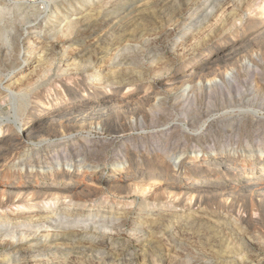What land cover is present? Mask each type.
Masks as SVG:
<instances>
[{
  "label": "rangeland",
  "instance_id": "1",
  "mask_svg": "<svg viewBox=\"0 0 264 264\" xmlns=\"http://www.w3.org/2000/svg\"><path fill=\"white\" fill-rule=\"evenodd\" d=\"M5 1L8 3L0 5V14H2L0 22L3 21L4 24L6 22L13 24L15 22L14 18L21 17L23 19L25 13L28 14L25 15V18L27 19L29 16L28 19L32 21V24H38L40 17H45V19L38 25L35 32H32V30L24 32L22 42L15 50H11L9 61L3 67V76H5L2 80L3 84L10 83L17 79L19 75L24 76L34 70L35 64H28L24 70L12 69L11 66L15 65V62L18 60L23 62L25 56H27L22 55V52H18L20 46L33 35H37V39L46 38V43L50 42L51 39L47 35L50 36L52 30H50L51 26H49L46 16L52 17L61 12L67 20L75 18L77 15H74V13L77 8L75 11L71 8L77 4L78 0H72L73 2L70 0H47L50 1L51 7L56 8L55 13L50 7L47 8L43 4V2H47L46 0ZM263 4L260 0H190V2L189 0H159V2L158 0H116L113 4L102 7L100 12H95L94 15L93 13L90 14V17H88L89 12L86 15L87 17L81 16L77 23V29L80 32L77 31V33L65 38L64 44V46H68L70 53L79 55L74 56L73 61L75 63L73 61L68 63L72 67L76 64V68L69 65L70 70L67 72L68 74H65L66 76L61 71L57 72L58 67L61 66L58 61L61 56L59 49H62V45L59 46L60 41H58L57 46L59 48L57 47L55 57L45 54L40 60L44 68L40 65L42 68L38 67L32 75L30 74L31 79L25 80L26 85L21 87L22 91L29 86V88H32V93H30L31 104L25 107V111L14 109L17 101L13 94L8 95V101L5 103L0 100V131L2 132L6 129H17L19 123H27L34 118H40L41 114H38L40 106L35 99V95L38 93L43 95L47 91L53 94V90L57 92L56 96L49 97L52 104L45 110L50 111L47 118L42 119L39 125H35L36 127L31 129L32 132L30 131L27 138L15 143L16 145L10 143L6 146L3 145L4 150L0 157L2 158V155L5 156L6 154L8 158L6 160L4 158L0 159V237L6 239L9 233L24 227L20 225L21 223L18 224L17 219H8L9 215L12 214V206L19 204V202H25L27 205L36 202H47L49 205V200L52 198L44 190V187L51 183L50 174H53L56 169H60L61 166V164L57 166L55 162L50 163L49 159L54 155L56 148L64 147L65 144L70 143L72 145V147L68 146V149L72 150H69L71 153L70 159L74 158L71 162L64 164L66 166L63 167V170L69 171L71 175L57 177V174H55L52 177V180L55 179L52 181L54 183H70L69 187L59 197V202L62 203L56 205L51 203V208L59 211V215H50L46 219H41V222L29 223V221H26L23 224L29 225L32 229L38 227V233L40 231L62 232L63 229H68V227L70 230L73 227L74 230L84 224L81 227L85 226L87 228L82 232L89 237L97 232V230L91 229V226L89 227L91 222H99L104 219L101 229L104 227L105 230H109L110 227L117 228L121 222L124 221V223H121L123 227H120V233L116 234L112 241L108 243L109 251L106 250L108 251L106 256L110 258V261L101 260L97 262L95 257L85 255L84 257L82 254L80 256L82 246L79 245V242H76L75 245V242L72 241L73 238L67 236L64 237L65 241L63 243H72L74 247L79 248V253L76 254L73 250L64 251L61 258L53 259L54 263L236 264L234 260L236 257L234 256L238 254V251L244 252L245 244L243 242L245 236L254 238L264 244V217H259V222L252 225L240 221L238 217L240 212H243L244 214L241 215L244 216V211L247 210L246 212H248V209L252 211V214H255V211L257 213L258 211L259 213L262 212L264 208V178L258 180L260 182L256 184L257 186L253 188V191L245 192L242 188L243 185L239 184L246 177L245 174H227L225 170H221L226 166L232 167V164H238L240 168L256 165L252 169L253 172L248 174L249 177H259L260 174H264L261 171L264 168V14L258 11ZM190 5L194 6L193 14L195 13L197 16L195 15L191 21H194L192 24L183 26L184 19L187 16L186 9ZM212 7H214L215 12L209 13ZM60 8L62 10H59ZM257 11L258 15L255 13ZM132 12H134L133 15ZM9 14L15 15V17L11 18ZM219 14L221 15L218 16ZM34 17H38V21H33ZM119 19L121 21H118ZM101 20H105L103 24H101ZM176 21H178V26L174 25ZM107 22L108 24L112 22L119 27L113 34L114 36L111 37L114 40H119L118 44L105 43L101 41L102 39L95 41L94 31L98 28L101 32L105 31L108 25ZM172 26L173 28H170ZM185 28L190 29V33L185 41L182 40L179 43L175 38L180 37ZM166 29L172 30L167 31ZM37 30L41 31L37 33ZM13 46H15L14 43ZM103 46L108 48L105 49ZM116 53L119 54V57L113 58ZM91 59H95V61L92 62ZM87 60L88 62H86ZM248 63L252 65L249 67L250 69L246 67L249 65ZM252 67H255V69ZM224 74L234 76V84H238L236 88H228L227 93L232 94L229 101L222 93H220L222 96V99L220 98L222 101H220L217 97L220 96L219 92L212 91V94L217 97L213 96L215 98L213 101V98H209L208 92H204V90H194L191 99L186 100L187 94L185 95L184 89L187 85L195 86L207 84L211 81L223 82L224 78L222 76H225ZM98 78L100 79L98 80ZM98 81L103 83L104 89L97 88L96 82ZM116 87H121V90ZM112 88L119 91L116 92L118 95H115L113 97L115 99L112 101L106 100L105 93ZM128 92H132L133 98L127 101L129 104L119 99L120 96ZM235 93L237 94L236 97L240 96L242 98L237 97V99ZM145 95H150L149 99L141 101ZM181 95L184 96L181 97ZM2 96L0 95V97ZM63 97L64 99H62ZM134 101L135 103L137 101V104ZM209 101H211L212 107L215 105L214 110L208 107L210 105ZM209 109L212 110L209 111ZM139 117L141 118L139 119ZM143 117L146 119H142ZM251 117L254 118L251 120ZM190 118L194 122L190 120L193 123L189 124L188 127L186 121L188 122ZM135 119H139L141 122H138V120L137 123ZM214 121H216L215 125L218 132L214 130ZM237 123L241 124L238 125ZM228 126L231 128L228 129ZM236 128L237 130H235ZM199 135H202V137ZM85 140H92L96 145H101V163L104 160H108L109 163L101 165L99 162L97 169L88 168L85 164L82 165V159L86 153H83L81 143H84ZM212 142L215 143V150L211 146ZM173 144H180V149L174 150L176 145L173 146ZM125 148L132 150L134 155L137 154L134 156L135 158L132 157L130 161L123 158ZM119 149H122V151H117ZM75 152H79L81 155L74 156ZM117 155H121L119 156L121 158L117 160L118 162L114 160ZM227 159L230 161H227ZM25 170L37 172V174H46L48 178L44 181L40 175L30 178L24 177L23 171ZM100 171L111 173L114 178L121 179L124 183L136 184L141 189H147V191L143 195L134 192L133 187L131 189L129 185L116 187L117 189L114 186L108 187L109 184L103 180H97ZM171 177L177 179L173 181ZM28 179L36 188L30 187L32 185L29 188L24 185ZM152 180L154 184L151 182ZM195 180L206 181L207 183L200 190L202 192L198 197L199 199L191 200L189 193H191L193 181ZM41 181H43L42 184H40ZM170 181L175 183L176 188L170 190L167 187V184L171 183ZM255 181L257 180L251 179V182ZM38 186L41 189H38ZM154 192L156 193L154 194ZM250 194L257 204V206L252 207L253 210L250 209L251 204H249ZM65 203L72 206L70 211L74 213L83 212L85 216L82 214L81 218L83 217L82 219L86 220L78 226L71 225L74 217H69L70 219L66 220L62 219L61 216L65 213V205L62 204ZM185 204L187 205L185 206ZM250 211L248 213H251ZM138 213L147 214L146 219L143 220L144 222H136L135 218ZM257 213L254 217L258 216ZM189 222L194 225H189ZM68 223H70V226L65 227ZM218 225L221 227H218ZM14 226L18 227L15 229ZM98 226L99 224L96 227ZM236 227L239 228L236 229ZM31 231L26 232V234H29L28 237L33 236ZM131 232H136L141 236V245H130V242H136L128 240ZM140 233L145 235L142 236ZM144 241L145 243H143ZM139 242L138 240L137 243ZM192 244L194 245L192 246ZM226 244L227 246H225ZM34 248L29 250L26 258H19L20 260L17 253L2 256L5 255L4 252L6 251L0 248V259L4 260L1 264H51L47 256H39V251H34ZM94 251V254L98 253L97 250ZM221 253H225L232 258H223ZM259 257L262 259L261 264H264V247L259 251ZM246 264L254 263L248 262Z\"/></svg>",
  "mask_w": 264,
  "mask_h": 264
},
{
  "label": "bare ground",
  "instance_id": "2",
  "mask_svg": "<svg viewBox=\"0 0 264 264\" xmlns=\"http://www.w3.org/2000/svg\"><path fill=\"white\" fill-rule=\"evenodd\" d=\"M47 1V0H46ZM71 2H73L72 0H70ZM114 1H116V0H99V1H97V0H78L77 1V4L75 5V6H73L72 8H71V10H73V11H75L76 10V8H77V10L75 11V13H74V15H77V17H75V18H72V19H70V20H67V18L66 17H64V15L61 13V12H58L59 10H62L61 8L57 11L58 12V14L57 15H54V16H52L51 14H52V12H51V16L52 17H50L49 15L48 16H46V20H47V22H48V24H49V26H51V29L50 30H52V34H50V36L49 35H47L51 40H50V42H45L46 41V38H42V39H37V35H33V36H31V37H29V39H27V41H25V43L23 44V45H21L20 47V50L18 51L19 53L20 52H22V55H27V56H25V58H24V60H23V62H20L19 60L17 61V62H15V65H13V66H11L12 67V69L13 70H17V69H19V70H24V68L25 67H27V65L28 64H35V68H34V70H32V71H30L29 73H26L24 76L23 75H19V77L17 78V79H14L12 82H10V83H7V84H3V78H5V76H3V73H4V65H5V63L6 62H8L9 61V57L11 56V50H15L16 49V47L22 42V35H23V33L24 32H26V31H28V30H32V32H35L36 31V29L38 28V25H40L41 23H42V21H44V19H45V17H40V19H39V21H38V17H34V19H33V21L34 20H37L38 21V24H32V21L30 20V19H28V17H27V19L25 18V15H28L27 13H25L24 14V18L23 19H21V17L20 18H14V23L12 24V23H7L6 22V24H4V22L3 21H1L0 22V95H3L2 97H0V100H2L3 101V103H5L6 101H8V95H10V94H13L15 97H16V101L17 102H15V103H17V105L16 106H14V109L15 108H17V110L18 111H22V112H24L25 111V107H27L28 106V104H31V101H30V93H32V88H29V87H26L25 89H24V91H22L21 90V87L22 86H24V85H26V83H25V80H30L31 79V75H32V73L38 68V67H41L42 66V63L40 62V60H42V57L45 55V54H47V55H50L51 57H55V55H56V50L59 48V46L60 45H62V49H59V51L61 52V56L59 57V63H61V66L60 67H58L57 69H58V73H59V71H61L64 75L65 74H68L67 72H69V70H70V67H69V65L71 66V64H68L69 63V61L71 62V61H73L74 60V56H79V55H76V53H70L69 51H68V46H64V44H65V38H67V37H69L71 34H73V33H77V31H78V29H77V23H78V20H80V17L81 16H86L87 14H88V12H89V15H88V17H90L91 15L90 14H92L93 13V15H94V13L96 12H100V9H102V7H104V6H106V5H111V4H113V2ZM157 1V0H156ZM161 1V0H160ZM185 1V0H184ZM187 1V0H186ZM237 1H239V0H237ZM257 1V0H256ZM7 1H5V0H0V5H3V4H5ZM50 1H47V2H43V4H45L46 5V7L48 8V7H50L51 9H52V11H53V13H55V11H56V8H54V7H51L50 6V3H49ZM86 2V4H84ZM140 2V1H139ZM155 2V1H154ZM158 2H159V0H158ZM163 2V1H162ZM166 2V1H165ZM189 2H190V0H189ZM260 2H263L264 3V0H260ZM8 3V2H7ZM136 3V2H135ZM192 3V2H191ZM223 3V2H222ZM234 3V2H233ZM232 3V4H233ZM240 3V2H239ZM257 3V2H256ZM42 4V3H41ZM133 5H134V3H132ZM145 4V3H144ZM184 4V3H183ZM186 4H187V2H186ZM194 4V3H193ZM228 4V3H227ZM231 4V5H232ZM241 4V3H240ZM258 4H259V1H258ZM261 4V3H260ZM65 5V4H64ZM146 5V4H145ZM147 5H149V4H147ZM185 5V4H184ZM204 5V4H203ZM67 6V5H66ZM163 6V5H162ZM200 6H201V4H200ZM235 6V5H234ZM14 7H16V6H14ZM34 7V6H33ZM45 7V8H46ZM58 7V6H57ZM60 7V6H59ZM62 7V6H61ZM147 7V6H146ZM222 7V6H221ZM224 7H225V5H224ZM232 7H233V5H232ZM197 8H198V6H197ZM258 8V7H257ZM31 9V8H30ZM65 9V8H64ZM185 9V8H184ZM225 9V8H224ZM223 9V10H224ZM50 10V9H49ZM134 10V9H133ZM177 10V9H176ZM187 11H186V14H187V16H186V18L184 19V23H183V26L185 25V26H187V25H189V24H192L193 22H191L192 20H193V18L195 17V13L193 14V11H194V6L193 5H190V6H188V8L186 9ZM196 10V9H195ZM200 10V9H199ZM198 10V11H199ZM223 10H221V11H223ZM258 10V9H257ZM68 11V10H67ZM66 11V12H67ZM102 11V10H101ZM135 11H136V9H135ZM197 11V12H198ZM214 11V7H212L211 8V10H210V12L209 13H212ZM226 11V10H225ZM259 13H263L264 14V4L263 5H261L260 6V8H259ZM258 11L257 12H255L256 14L258 13ZM65 12V13H66ZM180 12H182V11H180ZM205 12H206V9H205ZM215 12V11H214ZM220 12V11H219ZM133 13L134 12H132V15H133ZM179 13V12H178ZM221 13V12H220ZM223 13H224V11H223ZM225 13H227V12H225ZM130 15V14H129ZM215 15V14H214ZM221 14H219L218 16H220ZM258 15V14H257ZM121 16V15H120ZM167 16V15H166ZM197 16V15H196ZM199 16V15H198ZM216 16V15H215ZM264 16V15H263ZM0 17H2V14H0ZM9 17H15V15H11V14H9ZM87 17V16H86ZM176 17H177V15H176ZM199 17H201V16H199ZM205 17V16H204ZM230 17V16H229ZM70 18V17H69ZM262 18V17H261ZM118 19V18H117ZM199 19V18H198ZM204 19V18H203ZM208 19V18H207ZM248 19V18H247ZM254 19V18H253ZM8 20V19H7ZM4 21H5V19H4ZM105 21V20H104ZM104 21H102L101 20V24H103L104 23ZM118 21H121L120 19L118 20ZM117 21V22H118ZM9 22V21H8ZM199 22V21H198ZM98 23V22H97ZM124 23V22H123ZM180 23V22H179ZM204 23V22H203ZM107 24H108V22H107ZM164 24V23H163ZM211 24V23H210ZM105 25V24H104ZM120 25V24H119ZM169 25V24H168ZM174 25H179L178 24V21H176L175 22V24ZM46 26V25H45ZM48 26V25H47ZM207 26V25H206ZM209 26V25H208ZM97 27V26H96ZM88 28V27H87ZM119 27L116 25V24H114V23H109L108 25H107V27H106V29H105V31H100V28H98L97 30H95L94 31V36H95V41L97 40H101V41H104L105 43H111V44H118L120 41L119 40H114V39H112L111 37H112V35L117 31V29H118ZM162 28V27H161ZM161 28H160V30H161ZM168 28V27H167ZM170 28H173V26L172 27H170ZM192 28V27H191ZM54 29V30H53ZM96 29V28H95ZM89 30V29H88ZM167 31L168 30H172V29H166ZM176 30V29H175ZM41 30H37V33L38 32H40ZM165 31V30H164ZM166 31V32H167ZM50 32V31H49ZM80 31H78V33H79ZM173 32V31H172ZM200 32V31H199ZM198 32V33H199ZM123 33V32H122ZM168 33V32H167ZM171 33V32H170ZM189 33H190V29H188V28H185V31H183L182 32V34H181V36L180 37H178V38H175V40H177L179 43H181L180 41H182V40H184L185 41V39H186V37L189 35ZM119 34V33H118ZM192 34V33H191ZM194 35V34H193ZM114 36V35H113ZM116 36H117V33H116ZM116 38V37H115ZM48 40V39H47ZM173 40V39H172ZM58 41H60V44H59V46H57V43H58ZM94 41V40H93ZM119 41V42H118ZM167 42V41H166ZM176 42V41H175ZM13 43H14V45L15 46H13ZM162 43H164V42H162ZM177 43V42H176ZM58 47V48H57ZM103 48H105V49H107L108 47L107 46H103ZM176 48V47H175ZM121 49V48H120ZM180 49V48H179ZM177 50V49H176ZM175 50V51H176ZM121 51V50H120ZM219 51V50H218ZM210 52V51H209ZM119 53V52H118ZM75 54V55H74ZM174 54V53H173ZM121 55V54H120ZM175 55H177V54H175ZM24 57V56H23ZM118 58L119 57V54H114L113 55V58ZM76 58V57H75ZM211 58H213V57H211ZM210 58V59H211ZM205 59V58H204ZM214 59V58H213ZM92 60V59H91ZM93 61H95V59H93L92 60V62ZM74 62V61H73ZM72 62V63H73ZM85 62V61H84ZM83 62V63H84ZM86 62H88V60L86 61ZM12 63V62H11ZM75 63V62H74ZM90 63V62H89ZM92 64V63H91ZM135 64V63H134ZM209 64V63H208ZM249 64V63H248ZM7 65V64H6ZM41 65V66H40ZM146 65V64H145ZM197 65V64H196ZM8 67H10L9 65H7ZM6 66V67H7ZM75 66H77L76 64H75ZM74 65H73V67H75ZM87 66V65H86ZM200 66V65H199ZM252 65L251 64H249L248 66H246V67H251ZM43 67V66H42ZM41 67V68H42ZM72 67V66H71ZM72 67V68H73ZM40 68V69H41ZM44 68V67H43ZM76 68V67H75ZM74 68V69H75ZM99 68V67H98ZM130 68V67H129ZM140 68V67H139ZM200 68H201V66H200ZM199 67H198V69H200ZM247 68V69H248ZM252 68H254L255 69V67H252ZM251 68V69H252ZM250 69V68H249ZM43 70V69H42ZM88 70V69H87ZM192 70V69H191ZM194 70V69H193ZM196 70V69H195ZM194 70V71H195ZM60 72V73H61ZM254 72H255V70H254ZM253 72V73H254ZM257 72V71H256ZM195 73V72H194ZM31 74V75H30ZM190 74H191V72H190ZM62 75V74H61ZM98 75V74H97ZM102 75V74H101ZM198 75V74H197ZM225 75V74H224ZM66 76V75H65ZM99 76V75H98ZM63 77V76H62ZM68 77V76H67ZM223 78H224V81L223 82H216V81H211V82H207V84H198V85H195V86H186V88L184 89V93H185V95H186V97H187V101L189 100V99H191V97H192V94L194 93V90L196 91H198V90H204V92H208V96H209V98H213V96H215L214 94H212V91H214V92H219V94L220 93H222V95L225 97L226 96V98L228 99V101H229V99H231L230 97H231V95H229L228 93H227V91H228V88L230 89L231 87H235L236 88V86L238 85H235L234 84V80H233V78H235L234 76H232V75H230V74H226L225 76H222ZM254 77H255V75H254ZM101 78V77H100ZM100 78H98V80L100 79ZM126 78V77H125ZM221 78V77H220ZM222 78V79H223ZM249 78H251V77H249ZM65 79V78H64ZM103 79V78H102ZM214 79H216V78H214ZM96 80V79H95ZM107 80H108V78H107ZM122 80V79H121ZM133 80H135V79H133ZM123 81V80H122ZM124 81H126V80H124ZM137 81V80H136ZM170 81V80H169ZM173 82V81H172ZM124 83V82H123ZM102 82H100V81H98V82H96V85H97V88H103L104 86H102ZM117 84V83H116ZM131 84H132V82H131ZM133 84H135L134 82H133ZM195 84V83H194ZM197 84V83H196ZM258 84V83H257ZM94 85V84H93ZM114 85V84H113ZM126 85V84H125ZM64 86H66V85H64ZM78 86V85H77ZM107 86V85H106ZM128 86H130V85H128ZM252 86V85H251ZM260 86V85H259ZM63 87V86H62ZM113 87H115V86H113ZM126 87H127V85H126ZM238 87V86H237ZM253 87V86H252ZM108 88V87H107ZM117 88V87H116ZM133 88H134V86H133ZM136 88V87H135ZM162 88V87H161ZM104 89V88H103ZM117 89H120L121 90V87L120 88H117ZM257 89V88H256ZM124 90H127V89H124ZM60 91V90H59ZM66 91H67V89H66ZM70 91V90H69ZM131 91V90H130ZM231 91H233V90H231ZM241 91V90H240ZM61 92V91H60ZM65 92V91H64ZM104 92V91H103ZM116 92H119V91H116L114 88H112V89H109V91L108 92H106L105 93V98H106V100H114L115 98H113V97H115V95H118V94H116ZM124 92H126V91H124ZM183 92V91H182ZM190 92V94H188ZM213 92V93H214ZM230 92V91H229ZM234 92H235V89H234ZM234 92H233V95H234ZM239 92V91H238ZM248 92V91H247ZM61 93H63V91L61 92ZM202 93V92H201ZM237 93V92H236ZM235 93V97H236V94ZM239 93H242V92H239ZM238 93V94H239ZM60 94V93H59ZM69 94V93H68ZM196 94H197V92H196ZM244 94V93H243ZM242 94V95H243ZM18 95V96H17ZM57 95V92H55L54 90H53V94H50V92L49 91H47V92H44L43 93V95H41V94H36L35 95V99H36V101L39 103V109H38V114H41L39 117L40 118H38L37 116V118H34L32 121H30V122H27V123H19V125L17 126V129H6V131H0V154L2 153V151L4 150V148H3V145H5L6 146V144H15V143H18L19 141H21L22 139H24V138H27L28 137V134L30 133V131H31V129L32 128H34V127H36L37 125H39V123L41 122V120L42 119H44V118H47V115H48V113H50V111H45V110H47L46 108H48V106H50L51 104H52V101H51V99H49V97H53V96H56ZM175 95V94H174ZM206 95V96H207ZM216 95H218L217 93H216ZM241 95V94H240ZM241 95V96H242ZM134 96H136V95H134ZM182 96H184V95H181V97ZM220 96H221V94H220ZM219 95L217 96V97H219V100H220V98L222 99V96L220 97ZM149 97H150V95H145L143 98H142V100L141 101H146V100H148L149 99ZM216 96H215V98H217ZM238 97V96H237ZM236 97V98H237ZM119 98V97H118ZM117 98V99H118ZM132 98V92H128V93H126L125 95H123V96H120V100L121 101H124V102H127V101H129L130 99ZM137 98V97H136ZM167 98V97H166ZM165 98V99H166ZM178 98V97H177ZM180 98V97H179ZM184 98V97H183ZM215 98H213L212 100L214 101L215 100ZM232 98H234L233 96H232ZM235 98V99H236ZM238 98H242V97H238ZM237 98V99H238ZM7 99V100H6ZM62 99H64V97L62 98ZM119 99H118V102H119ZM133 99V98H132ZM138 99V98H137ZM164 99V100H165ZM169 99V98H168ZM207 99H208V97H207ZM206 99V100H207ZM225 99V98H224ZM100 100V99H99ZM136 100V99H135ZM139 100V99H138ZM151 100V99H150ZM174 100V99H173ZM176 100V99H175ZM209 100V99H208ZM211 100V101H212ZM217 100V99H216ZM103 101H104V99H103ZM116 101V100H115ZM115 101H113V102H115ZM133 101V100H132ZM169 101V100H168ZM178 101V100H177ZM184 101H185V99H184ZM186 101V102H187ZM211 101H209L210 102V105H208L207 103V105H208V107L209 108H213L215 105H213V107L211 106ZM220 101H222V100H220ZM226 101V100H225ZM237 102H238V100H236ZM57 102V101H56ZM66 102V101H65ZM100 102V101H99ZM123 102V103H124ZM138 102H140V101H138ZM173 102V101H172ZM192 102H193V100H192ZM208 102V101H207ZM231 103H232V100L230 101ZM98 103V102H97ZM104 103H107V102H104ZM122 103V102H121ZM128 103V102H127ZM134 103H135V101H134ZM162 103V102H161ZM175 103V102H174ZM203 103V102H202ZM213 103V102H212ZM217 103V102H216ZM218 103H220L219 101H218ZM217 103V104H218ZM33 104V103H32ZM91 104H92V102H91ZM129 104V103H128ZM135 104H137V101H136V103ZM145 104V103H144ZM173 104V103H172ZM179 105H180V103H178ZM185 104V103H184ZM120 105V104H119ZM118 105V106H119ZM125 105V104H124ZM132 105H134L133 103H132ZM177 105V104H176ZM197 105V104H196ZM223 105V104H222ZM55 106V105H54ZM87 106V105H86ZM138 106V105H137ZM165 106V105H164ZM191 106V105H190ZM204 106H206V105H204ZM211 106V107H210ZM71 107V106H70ZM132 107V106H131ZM155 107H157V106H155ZM219 107V106H218ZM222 107V106H221ZM61 108V107H60ZM139 108H141V107H139ZM192 108V107H191ZM159 109V108H158ZM193 109V108H192ZM203 109V108H202ZM219 109V108H218ZM262 109V108H261ZM137 110V109H136ZM189 110V109H188ZM210 110H212V109H209V111ZM213 110H214V108H213ZM52 111H53V109H52ZM135 111V110H134ZM139 111V110H138ZM191 111V110H190ZM56 112V111H55ZM205 112V111H204ZM52 113V112H51ZM141 113H142V111H141ZM144 113H146V112H144ZM191 113H193L192 111H191ZM37 114V113H36ZM156 114V113H155ZM51 115V114H50ZM135 115V114H134ZM137 115V114H136ZM159 115V114H158ZM194 115V114H193ZM74 116V115H73ZM143 116V115H142ZM154 116V115H153ZM255 116V115H254ZM189 117V116H188ZM107 118H108V116H107ZM123 118V117H122ZM141 117H139V119H140ZM145 117H143L142 119H144ZM200 118V117H199ZM232 118V117H231ZM245 118V117H244ZM252 118H254V117H251V120H252ZM114 119V118H113ZM121 119V118H120ZM138 119V120H139ZM146 119V118H145ZM159 119V118H158ZM184 119V118H183ZM194 120H195V118H193ZM215 119V118H214ZM220 119V118H219ZM239 119H240V117H239ZM257 119V118H256ZM106 120V119H105ZM111 120V119H110ZM131 120H132V118H131ZM136 120V119H135ZM138 120H136V122L138 121ZM185 120V119H184ZM189 121L187 122L186 121V124H187V126L190 124H192L194 121L190 118V119H188ZM190 120H192L193 122H190ZM199 120V119H198ZM206 120H207V118H206ZM212 120V119H211ZM217 120V119H216ZM228 120V119H227ZM234 120H236V119H234ZM119 121V120H118ZM143 121V120H142ZM238 121V120H237ZM236 121V122H237ZM257 121V120H256ZM106 122H108V121H106ZM110 122V121H109ZM134 122V121H133ZM138 122H141L140 120L138 121ZM137 122V123H138ZM198 122V121H197ZM231 122V121H230ZM240 122V121H239ZM244 122V121H243ZM181 123V122H180ZM185 123V122H184ZM215 123H216V121H214L213 122V124L215 125ZM233 123V122H232ZM231 123V124H232ZM84 124V123H83ZM107 124V123H106ZM142 124H143V122H142ZM238 124V123H237ZM241 124V123H240ZM240 124H238V125H240ZM252 124V123H251ZM250 124V125H251ZM36 125V126H35ZM48 125V124H47ZM141 125V124H140ZM194 125V124H193ZM212 125V124H211ZM234 125V124H233ZM102 126V125H101ZM104 126V125H103ZM108 126V125H107ZM125 126V125H124ZM173 126L174 127H176V125H174L173 124ZM218 126V125H217ZM105 127H106V125H105ZM109 127V126H108ZM121 127V126H120ZM189 127V126H188ZM192 127V126H191ZM233 127V126H232ZM116 128V127H115ZM118 128V127H117ZM140 128V127H139ZM173 128V127H172ZM223 128H225V127H223ZM231 128V127H230ZM229 128V126H228V129H230ZM239 128V127H238ZM106 129V128H105ZM109 129V128H108ZM126 129V128H125ZM199 129V128H198ZM222 129V128H221ZM120 130H121V128H120ZM167 130V129H166ZM190 130V129H189ZM214 130L215 131H217L218 132V129H217V127H216V125H215V127H214ZM235 130H237V128L235 129ZM168 131V130H167ZM166 131V132H167ZM227 131V130H226ZM225 131V132H226ZM229 131V130H228ZM32 132V131H31ZM187 132H189V131H187ZM208 132V131H207ZM190 133V132H189ZM212 133V132H211ZM228 133V132H227ZM170 134V133H169ZM226 134V133H225ZM233 134V133H232ZM167 135V134H166ZM204 135V134H203ZM228 135V134H227ZM159 136V135H158ZM169 136V135H168ZM198 136V135H197ZM199 136H201L202 137V135H199ZM165 137V136H164ZM200 137V138H201ZM206 137V136H205ZM130 138V137H129ZM169 138V137H168ZM190 138V137H189ZM193 138V137H192ZM196 138V137H195ZM79 139V138H78ZM208 139V138H207ZM166 140V139H165ZM168 140H170V139H168ZM212 140V139H211ZM231 140V139H230ZM236 140V139H235ZM23 141V140H22ZM84 141V140H83ZM176 141V140H175ZM178 141V140H177ZM188 141V140H187ZM196 141H197V139H196ZM206 141V140H205ZM207 142V141H206ZM221 142V141H220ZM81 143V142H80ZM165 143V142H164ZM178 143V142H177ZM204 143V142H203ZM230 143V142H229ZM185 144V143H184ZM198 144V143H197ZM210 144V143H209ZM16 145V144H15ZM81 147L83 148V153L85 154V156H84V158L81 160L82 161V165L83 164H85L88 168H93V169H95L96 167H97V165H98V163L100 162V164L102 165H105L107 162H108V160H104L103 161V163H101V160H102V146L100 147V146H98V145H96L95 143H93V141L92 140H85V142L84 143H81ZM174 145H176V144H173V146ZM229 145V144H228ZM227 145V146H228ZM247 145V144H246ZM55 146V145H54ZM68 146H71L72 147V145L70 144V143H68V144H65V146L63 147H61V148H56V150H55V152L53 153L54 155L53 156H51L50 157V163H53V162H55V163H57V166H60V164H61V166H60V169H56L54 172H53V174H50V176H49V179L51 180L50 182H48V183H50V184H47L48 186H46V187H44V190L46 191V192H48L49 194V196L52 198L51 200H49V205H48V203L47 202H36V203H34V204H32V205H27L25 202H19V204H17V205H14V206H12L13 207V209H12V214L11 215H9L10 217L8 218V219H14L15 218V220L16 221H18V224L19 223H21L20 225H22V227H23V229L21 228V229H19V230H14V228L16 229L18 226H14V228H13V230H14V232H12V233H9L7 236H6V239H3L2 237H0V248H3L6 252H4L5 253V255H2V256H8V255H10V253H17L19 256H18V259L20 258H26V256H28L27 254L29 253V250H31L32 248H34V251H39V253H38V255L39 256H41V255H45V256H47V259H49V262H51V264L53 263V264H56V262L54 263V261H53V259H57V258H61L62 256V254H64V251H71V250H73V251H75V253L76 254H78L79 253V248H76V247H74L73 245H72V243L70 244V243H63V241H65V239H64V237H67V236H69V237H72L73 239H72V241L73 242H75V245H76V242H79V245H81L82 246V248H81V250H80V256H81V254L84 256H87V257H95L96 258V260H97V262H99V261H101V260H109L110 258H108L106 255H108V254H106L109 250V245H108V243L109 242H111L112 241V239L114 238V236L116 235V234H119L120 233V231H121V223H124V221L123 222H121L120 223V225H119V227H117V228H115V227H110V229L107 231V230H105V228L103 227V229H101L102 227L101 226H103V223H104V219L103 220H101V221H99V222H97V221H95V222H91V225H89V227L91 226V229H93V230H97V232L96 233H93L92 235H90L89 237H87L86 236V234L85 233H83L82 231L85 229V228H87V227H81V226H83V225H80L81 224V222L82 221H85V220H83L82 218H81V216H82V214H83V212H77V213H74L73 211H70L71 209H72V206L71 205H67L66 203L65 204H62V205H65L64 206V208H65V213L61 216L62 217V219H64V220H66V219H68L69 217H74L73 219H72V221H71V225L72 224H75V225H80V227L79 228H76V229H74L73 230V227H72V230H70L69 229V227H68V229H63L62 230V232L60 231V232H56V233H51V232H43V231H40L39 233H38V230H37V228H35V229H32V227H29V225H24L23 223L24 222H26V221H29V223L30 222H41V219H46L48 216H50V215H59V211H55L56 209H54V208H51V203H53V204H58V203H60L59 202V200H60V196H61V193L63 192V191H65L66 190V188L67 187H69V185H70V183H66V182H64V183H54V182H52V181H54L55 179H53L52 180V177L55 175V174H57V177H65V176H68V175H71L70 173H69V171H67V170H63V167H65L66 165H64V164H67L66 162H71L72 161V158H74V157H72L71 159H70V157H71V153L69 152V150L70 151H72L70 148L68 149ZM75 146V145H74ZM73 146V147H74ZM76 146H78V145H76ZM156 146V145H155ZM211 146L214 148V150L216 149V147H215V143H211ZM166 147V146H165ZM221 147V146H220ZM226 147V146H225ZM75 148H78V147H75ZM81 148V149H82ZM6 149H8V148H6ZM80 149V148H79ZM80 149V150H81ZM124 149V148H123ZM147 149V148H146ZM146 149H145V151H146ZM153 149V148H152ZM178 149H180V144L179 145H176L175 147H174V150H178ZM219 149V148H218ZM153 150H155V149H153ZM222 150V149H221ZM76 151V150H75ZM117 151H122V149H119V150H117ZM125 153L123 154V158H125V159H127V161H130L131 159H132V157H134L135 155H137V154H135L134 155V152L132 151V150H130V149H128V148H125ZM135 151V150H134ZM209 151H211L210 149H209ZM226 151V150H225ZM5 152V151H4ZM152 152V151H151ZM6 153V152H5ZM82 153V152H81ZM104 153V152H103ZM148 153V152H147ZM174 153V152H173ZM206 153V152H205ZM209 153H211V152H209ZM8 154V153H7ZM156 154V153H155ZM212 154V153H211ZM79 155H81V154H79V152H75L74 153V156H79ZM157 155V154H156ZM219 155H222V154H219ZM50 156V155H49ZM119 156H121V155H117L116 156V159H114L115 161H117L118 159H120L121 157H119ZM160 156V155H159ZM7 159L8 158V156L5 154V156H3L2 155V158L0 157V159L2 160V159ZM135 158V157H134ZM154 158V157H153ZM159 158V157H158ZM164 158V157H163ZM230 158V157H229ZM76 159V158H75ZM157 159V158H156ZM162 159V158H161ZM224 159V158H223ZM134 160V159H133ZM151 160V159H150ZM164 160V159H163ZM165 161H167V160H165ZM200 161V160H199ZM227 161H230L229 159H227ZM118 162V161H117ZM169 162V161H168ZM198 162V161H197ZM207 162V161H206ZM109 163V162H108ZM223 163V162H222ZM24 164V163H23ZM69 164V163H68ZM158 164H159V162H158ZM165 164V163H164ZM167 164V163H166ZM240 164V163H239ZM64 165V166H63ZM72 165V164H71ZM171 165V164H170ZM206 165H208V164H206ZM212 165V164H211ZM233 166L231 167L230 165V167H228V166H226V167H223L221 170H225V172H227V174H230V173H236V174H245V176L246 177H244L240 182H239V184L240 185H243V190L245 191V192H250L251 190L253 191V188H255V186H257L256 184L257 183H259L260 181H258V180H260L261 178L263 179L264 177V174H260L259 175V177H249V175L248 174H251V172H253V168L256 166V165H254V166H243V167H239V165L238 164H232ZM11 166V165H10ZM131 166V165H130ZM86 167V168H87ZM133 167H134V165H133ZM167 167H169V165L167 164ZM172 167V166H171ZM9 168V167H8ZM7 168V169H8ZM88 168H87V170H88ZM220 168V167H219ZM97 169V168H96ZM173 169V168H172ZM257 169V168H256ZM255 169V170H256ZM10 170V169H9ZM102 170V169H101ZM127 171V170H126ZM261 171L264 173V168H262L261 169ZM7 172V171H6ZM8 172H10V171H8ZM250 172V173H249ZM9 174V173H8ZM7 175V174H6ZM23 175H24V177H27V178H30V177H33V176H37V175H40L41 177H43V180L44 179H46V178H48V175L46 176V174L44 175V174H40V173H38L37 174V172H32V171H30V170H25V171H23ZM11 178V177H10ZM171 178H173V177H171ZM213 178V177H212ZM153 179V178H152ZM177 178H173V181L174 180H176ZM251 179H256L257 181H255V182H251ZM88 180V179H87ZM97 180L98 181H101V180H103L104 182H106L107 184H109V186L108 187H122V186H131V189H132V187H133V191L134 192H138V193H141V194H143V195H145V193H146V191H147V189H141L140 188V186L138 187L136 184H130L129 182L128 183H124V181H122L121 179H116V178H114L113 177V175L111 174V173H103L102 171H100L99 172V174H98V177H97ZM156 180V179H155ZM40 181V180H39ZM45 181V180H44ZM127 181V180H126ZM129 181V180H128ZM133 181V180H132ZM148 181H149V179H148ZM163 181V180H162ZM168 181V180H167ZM178 181V180H177ZM95 182H97V181H95ZM151 182H153V180L151 181ZM151 182L149 183L150 185H151ZM159 182H160V180H159ZM171 182V181H170ZM184 182V181H183ZM43 183V181H41L40 182V184H42ZM98 183V182H97ZM135 183V182H134ZM207 182L206 181H199V180H195V181H193V187H192V189H191V193H189L191 196H190V198H191V200L192 199H197L199 196H200V193L202 192H200V190L203 188V186L206 184ZM106 184V185H107ZM153 184H154V182H153ZM155 184H157V183H155ZM159 184V183H158ZM174 182H171V183H168L167 185V187L171 190V189H174V188H176L175 186H174ZM263 184V183H262ZM24 185H26V187H28L29 188V186L30 185H32V186H30V187H32V188H36V187H34L33 186V183L31 182V180H26L25 181V184ZM165 185V184H164ZM154 186V185H153ZM158 186V185H157ZM162 186V185H161ZM223 186V185H222ZM228 186V185H227ZM231 186V185H230ZM232 186H233V184H232ZM232 186H231V188H232ZM237 186V185H236ZM261 186V185H260ZM259 186V187H260ZM264 186V185H263ZM24 187V186H23ZM41 187V186H40ZM150 187V186H149ZM156 187V186H155ZM154 187V188H155ZM160 187V186H159ZM166 187V188H167ZM178 187V186H177ZM208 187V186H207ZM216 187V186H215ZM218 187V186H217ZM13 188V187H12ZM38 189H41V188H39V186L37 187ZM82 188V187H81ZM151 188V187H150ZM153 188V189H154ZM163 188H164V186H163ZM187 188V187H186ZM190 188V187H189ZM222 188V187H221ZM241 188V187H240ZM258 188V187H257ZM10 189V188H9ZM43 189V188H42ZM84 189V188H83ZM117 189V188H116ZM126 189V188H125ZM129 189V188H128ZM130 189V190H131ZM182 189V188H181ZM206 189V188H205ZM259 189V188H258ZM261 189V188H260ZM159 190H161V189H159ZM169 190V191H170ZM179 190V189H178ZM35 191V190H34ZM126 191V190H125ZM128 191V190H127ZM132 191V190H131ZM153 191V190H152ZM155 191H156V189H155ZM168 191V190H167ZM157 192H159L158 190H157ZM172 192V191H171ZM176 192V191H175ZM156 192H154V194H155ZM178 193V192H177ZM180 193V192H179ZM252 193V192H251ZM158 194V193H157ZM163 194V193H162ZM203 194H204V192H203ZM152 195V194H151ZM178 195V194H177ZM259 195V194H258ZM262 195V194H261ZM29 196V195H28ZM27 196V197H28ZM255 196V195H254ZM260 196V195H259ZM63 197V196H62ZM258 197V196H257ZM172 198V197H171ZM200 198H202V197H200ZM199 199V198H198ZM249 199V198H248ZM258 199H259V197H258ZM65 200V199H64ZM189 201V200H188ZM258 201V200H257ZM262 201V200H261ZM175 202H177V201H175ZM197 202H199V201H197ZM226 202V201H225ZM248 202V201H247ZM249 204H251V208L250 209H252V207H255V206H257V204H256V200L253 198V196H251V194H250V199H249ZM3 203V202H2ZM62 203V202H61ZM260 203H262V202H260ZM199 204V203H198ZM187 204H185V206H186ZM246 205V204H245ZM259 205V204H258ZM231 206V205H230ZM233 206V205H232ZM231 206V207H232ZM241 206H243V205H241ZM248 206V205H247ZM259 207V206H258ZM171 209V208H170ZM201 209V208H200ZM238 209V208H237ZM239 209H240V207H239ZM246 209V208H245ZM256 209H258V208H256ZM260 209V208H259ZM203 210V209H202ZM236 210V209H235ZM253 210V209H252ZM255 210V209H254ZM199 211V210H198ZM239 211H242V210H239ZM247 210H245L244 212H245V215L243 216V215H241L243 212H240V215L238 214V217H239V219H240V221H242V222H245V223H248V224H256V223H258L259 222V217L261 218H263L264 217V208H263V210H262V212L261 213H259V211H258V213L255 211V214H252V211H250L249 209H248V212L250 211L251 213H248V212H246ZM112 212V211H111ZM196 212H197V210H196ZM201 212V211H200ZM254 212V211H253ZM62 213V212H61ZM104 213V212H103ZM236 213V212H235ZM256 213H257V217H254L255 215H256ZM76 214V216H74ZM168 214V213H167ZM170 214V213H169ZM193 214V213H192ZM195 214V213H194ZM202 214V213H201ZM244 214V213H243ZM84 215V214H83ZM189 215H191V214H189ZM197 215V214H196ZM195 215V216H196ZM85 216V215H84ZM111 216V215H110ZM147 216V214H142V213H138V214H136V222L138 221L139 223H141L143 220H145L146 217ZM122 217V216H121ZM161 217V216H160ZM165 218H166V216H164ZM198 217V216H197ZM201 217V216H200ZM226 217V216H225ZM224 217V218H225ZM154 218V217H153ZM202 218H203V216H202ZM8 219H5V220H8ZM51 219V218H50ZM61 219V220H62ZM70 219V218H69ZM162 219V218H161ZM199 219H201V218H199ZM238 219V218H237ZM236 219V220H237ZM119 220V219H118ZM122 220H123V218H122ZM149 220V219H148ZM194 220V219H193ZM113 221V220H112ZM120 221V220H119ZM134 221V220H133ZM195 221V220H194ZM199 221V220H198ZM223 221V220H222ZM67 222V221H66ZM113 222H115V221H113ZM126 222V221H125ZM144 222V221H143ZM152 222V221H151ZM261 222V221H260ZM79 223V224H78ZM109 223V222H108ZM107 223V224H108ZM117 223V222H116ZM193 223V222H192ZM196 223V222H195ZM233 223V222H232ZM35 224V223H34ZM96 224V225H95ZM97 224H99V226L98 227H96L97 226ZM110 224H112L111 222H110ZM191 223L189 222V225H190ZM218 224V223H217ZM224 224V223H223ZM228 224V223H227ZM109 225V224H108ZM116 225V224H115ZM140 225V224H139ZM192 225V224H191ZM194 225V224H193ZM192 225V226H193ZM201 225V224H200ZM60 226H61V224H60ZM67 226H70V223H68V225L66 224L65 225V227H67ZM86 226H87V224H86ZM211 226V225H210ZM216 226V225H215ZM232 226H233V224H232ZM236 226V225H235ZM238 226V225H237ZM250 226V225H249ZM64 227V226H63ZM62 227V228H63ZM123 227V226H122ZM140 227V226H139ZM218 227H221V226H219L218 225ZM252 227V226H251ZM20 228V227H19ZM186 228V227H185ZM190 228V227H189ZM196 228V227H195ZM229 228V227H228ZM237 228H239V227H236V229ZM241 228V227H240ZM40 229V228H39ZM200 229V228H199ZM204 229V228H203ZM219 229V228H218ZM226 229V228H225ZM12 230V229H11ZM12 230V231H13ZM29 231L30 232V230H32L31 231V233L33 234V236L31 237H28V235L29 234H26V232L27 231ZM41 230V229H40ZM59 230V229H58ZM86 230V229H85ZM92 230V232H94ZM192 230H193V228H192ZM196 230V229H195ZM48 231H50V230H48ZM144 231H145V229H144ZM184 231V230H183ZM225 231V230H224ZM186 232V231H185ZM184 232V233H185ZM195 232V231H194ZM183 233V234H184ZM188 233V232H187ZM208 233V232H207ZM224 233H227V232H224ZM229 233V232H228ZM1 234V233H0ZM141 234V233H140ZM200 234V233H199ZM221 234V233H220ZM242 234V233H241ZM142 235V234H141ZM143 235H145V234H143ZM142 235V236H143ZM188 235V234H187ZM186 235V236H187ZM193 235V234H192ZM224 235V234H223ZM249 235V234H248ZM1 236V235H0ZM185 236V235H184ZM190 236V235H189ZM201 236V235H200ZM205 236V235H204ZM203 236V237H204ZM209 236V235H208ZM213 236V235H212ZM232 236V235H231ZM68 237V238H69ZM151 237V236H150ZM227 237V236H226ZM192 238V237H191ZM205 238V237H204ZM222 238H224V237H222ZM245 239H244V244H245V248L243 249V251L244 252H242V251H238V254L236 255V253H235V255L236 256H234V257H236V259H234L235 260V262H236V264H246V263H248V262H252V263H254V264H261L262 263V259L259 257V251H261L262 249H263V247H264V244H262L261 242H258V241H256L254 238H250V237H248L247 238V236H245L244 237ZM141 236L138 234V233H136V232H131V233H129V236H128V240H133V241H136V242H130V245H132L133 244V246L135 245V246H138V245H141ZM189 239H190V237H189ZM188 239V240H189ZM194 239H195V237H194ZM202 239V238H201ZM215 239V238H214ZM228 239H229V237H228ZM242 239V238H241ZM140 241L139 243H137V241ZM186 240V239H185ZM184 240V241H185ZM187 240V241H188ZM200 240V239H199ZM213 240V239H212ZM216 240H218V239H216ZM216 240H214V241H216ZM233 240V239H232ZM234 240H235V238H234ZM70 241V240H69ZM197 241V240H196ZM201 241V240H200ZM213 241V242H214ZM227 241V240H226ZM149 242V241H148ZM233 242V241H232ZM129 243V242H128ZM127 243V244H128ZM143 243H145V241L143 242ZM191 243V242H190ZM198 243V242H197ZM200 243V242H199ZM210 243H212L211 241H210ZM219 243H220V241H219ZM236 243H239V242H236ZM196 244V243H195ZM234 244H235V242H234ZM194 244H192V246H193ZM197 245V244H196ZM218 245V244H217ZM230 245H233V244H230ZM237 245V244H236ZM225 246H227V244L225 245ZM229 246V245H228ZM140 247V246H139ZM206 247V246H205ZM244 247V246H243ZM226 249V248H225ZM233 249V248H232ZM3 250V251H4ZM94 250H97L98 251V253H96V254H94L95 253V251ZM106 250H108V251H106ZM120 250V249H119ZM221 251V250H220ZM214 253V252H213ZM226 253V252H225ZM225 253H221V255H222V257L223 258H228V259H230V258H232V257H228L227 256V254H225ZM229 254V253H228ZM68 255H69V253H68ZM68 255H66V256H68ZM190 255V254H189ZM233 255V254H232ZM73 256V255H72ZM84 256V257H85ZM227 256V257H226ZM143 257H144V255H143ZM38 258V257H37ZM72 258V257H71ZM70 258V259H71ZM83 258V257H82ZM19 259V260H20ZM74 259V258H73ZM80 259H81V257H80ZM221 259V258H220ZM6 260V259H5ZM17 260V259H16ZM79 260V259H78ZM222 260V259H221ZM225 260V259H224ZM2 261H4L3 259H0V264H1V262ZM59 261V260H58ZM73 261V260H72ZM110 261V260H109ZM226 262V261H225ZM48 263V262H47ZM74 263H76L75 261H74ZM9 264V263H8ZM41 264V263H40ZM69 264V263H68ZM77 264H79V262H77ZM87 264V263H86Z\"/></svg>",
  "mask_w": 264,
  "mask_h": 264
}]
</instances>
